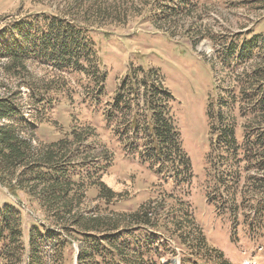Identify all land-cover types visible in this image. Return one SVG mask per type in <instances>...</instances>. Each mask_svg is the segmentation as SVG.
<instances>
[{
    "label": "rangeland",
    "instance_id": "374dc122",
    "mask_svg": "<svg viewBox=\"0 0 264 264\" xmlns=\"http://www.w3.org/2000/svg\"><path fill=\"white\" fill-rule=\"evenodd\" d=\"M38 14L80 20L87 48L94 42L97 56L85 71L31 57L17 78L4 73L7 61L0 59V96L15 97L27 122L21 133L35 148L81 132L83 141L69 152L83 162L74 169L87 191L82 212L124 224L118 214L152 206L158 228L146 231L149 264H264V170L245 149L263 113L254 107L243 112V95L250 104L264 91L252 77L264 71V0H0V37L7 42L17 34L15 22ZM154 87L174 96L181 145L191 160L189 183L182 184L181 174L175 178L184 172L181 162L173 177L170 165L159 167L145 155L144 148L154 145L145 113ZM210 103L215 108L208 116ZM128 117L137 121L138 134ZM232 127L244 146L234 156L214 134ZM94 168L99 182L119 195L115 204L99 199V185L87 175ZM230 171L236 183L227 179ZM213 179L228 183L218 187ZM8 206L20 213L23 264L32 236L48 239L45 264L80 263L82 237L67 239L35 200L13 196L0 184V209Z\"/></svg>",
    "mask_w": 264,
    "mask_h": 264
},
{
    "label": "trees",
    "instance_id": "16d2710c",
    "mask_svg": "<svg viewBox=\"0 0 264 264\" xmlns=\"http://www.w3.org/2000/svg\"><path fill=\"white\" fill-rule=\"evenodd\" d=\"M30 17L13 24L17 34L7 42L3 41L4 36L0 37V59L7 61L3 69L10 78H17L27 72L26 63L31 57L54 59L61 65L80 71H85L92 65L93 59L97 56L95 43L91 42L87 48L89 44L83 38L85 28L80 20L69 22L63 16L53 18L46 16L41 19V15L38 14L31 18L33 21H30ZM113 19L120 18L114 16ZM37 25L43 26L44 30L36 28ZM251 42L253 43L254 40ZM101 76L100 79L103 81L105 78L103 74ZM97 77L99 78V74ZM252 77L257 83L264 84V71L255 70ZM27 86L33 89V86L29 84ZM154 89L147 98L145 110L151 120L150 129L154 145H147L144 148L145 155L152 162L158 161L159 167L162 164L170 165L173 177L174 166L181 162L184 172H178L175 178H180L181 174L182 184L189 183L188 177L193 178L191 160L181 145L180 133L171 107L174 96L168 89L162 87L158 89L154 87ZM123 97L121 94L117 96L115 103L117 108L120 107ZM14 100V96H0V122L6 123H0V184L10 190L13 196L19 197V193H23L35 200L47 219L52 220L55 226L61 227L59 231L67 239L82 237L85 246L81 249L79 264H149L146 258L151 253V247L147 242L149 235L146 231L148 227L155 230L158 228L152 221L153 207L144 206L118 214L124 218V224L115 218L107 219L101 213L84 214L80 206L87 191L84 182L75 180L77 174L74 171L75 166L82 167L83 162L81 164L75 162L74 152H69L75 143L80 144L83 141L81 132L72 130L63 140L47 145L40 144L35 148L32 140L21 133L22 125L27 122ZM243 100L247 102L246 106L244 105L246 107L245 110L243 109L244 114H251L252 107L260 109L263 113L262 125H259L263 128L257 129L254 133L255 141H249L245 149L248 154L252 153L258 165L260 164L264 170V91L261 99L255 102L251 101L249 104V99H244V95ZM41 101L43 100L40 99L39 102ZM208 108L209 116L212 115L215 106L210 103ZM113 112L116 115V111ZM109 117L115 116L109 115ZM127 120L134 123L133 130L138 134L141 128L138 127L137 121L130 120L129 117ZM216 131L217 133L214 134L217 144H224L232 151L233 156L239 147H244L238 143L233 127L224 132L220 128ZM224 161L230 167V160ZM230 172V175H226L227 179L231 178L236 183L237 174ZM92 173L87 175L89 179H95L94 185H99V199L105 200L108 205L115 204V199L119 195L99 182L101 174L96 168ZM214 182L218 187L228 183L219 182L217 179ZM261 187L264 192V181ZM227 188L228 186L225 187V191H228ZM142 230L146 233L139 238L137 233ZM43 240L48 239L45 237L41 242H37L36 236L31 237L28 264H45L43 254L45 255L46 246ZM66 243L63 240L62 244ZM25 250L19 210L12 206L1 208L0 264H23Z\"/></svg>",
    "mask_w": 264,
    "mask_h": 264
}]
</instances>
